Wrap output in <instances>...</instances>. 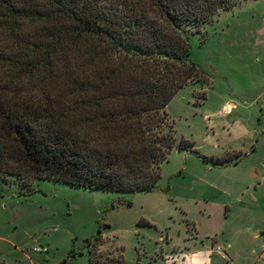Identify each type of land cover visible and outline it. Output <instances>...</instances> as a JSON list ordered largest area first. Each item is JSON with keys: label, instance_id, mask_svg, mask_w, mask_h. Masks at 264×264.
Returning <instances> with one entry per match:
<instances>
[{"label": "trees", "instance_id": "obj_1", "mask_svg": "<svg viewBox=\"0 0 264 264\" xmlns=\"http://www.w3.org/2000/svg\"><path fill=\"white\" fill-rule=\"evenodd\" d=\"M238 1L0 0V184L154 190L171 151L189 146L166 106L208 79L187 28Z\"/></svg>", "mask_w": 264, "mask_h": 264}, {"label": "rangeland", "instance_id": "obj_2", "mask_svg": "<svg viewBox=\"0 0 264 264\" xmlns=\"http://www.w3.org/2000/svg\"><path fill=\"white\" fill-rule=\"evenodd\" d=\"M187 34L208 79L166 106L189 146L171 151L156 188L38 180L19 195L17 184H0V263L264 264V0H239Z\"/></svg>", "mask_w": 264, "mask_h": 264}, {"label": "built area", "instance_id": "obj_3", "mask_svg": "<svg viewBox=\"0 0 264 264\" xmlns=\"http://www.w3.org/2000/svg\"><path fill=\"white\" fill-rule=\"evenodd\" d=\"M231 111H232V107L230 105H226L223 108V114L224 115L229 114ZM32 252H35V253H47V248L41 247V246H35V247L32 248Z\"/></svg>", "mask_w": 264, "mask_h": 264}, {"label": "crops", "instance_id": "obj_4", "mask_svg": "<svg viewBox=\"0 0 264 264\" xmlns=\"http://www.w3.org/2000/svg\"><path fill=\"white\" fill-rule=\"evenodd\" d=\"M237 163H238V161H232L231 163L225 165V167H227V166H231V165H236ZM1 263L6 264V263H4V262H1Z\"/></svg>", "mask_w": 264, "mask_h": 264}]
</instances>
